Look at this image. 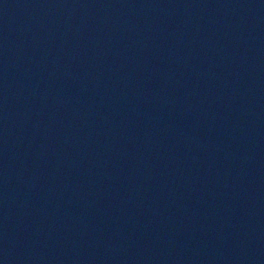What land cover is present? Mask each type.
<instances>
[{
	"label": "water",
	"instance_id": "obj_1",
	"mask_svg": "<svg viewBox=\"0 0 264 264\" xmlns=\"http://www.w3.org/2000/svg\"><path fill=\"white\" fill-rule=\"evenodd\" d=\"M0 264H264V0H0Z\"/></svg>",
	"mask_w": 264,
	"mask_h": 264
}]
</instances>
